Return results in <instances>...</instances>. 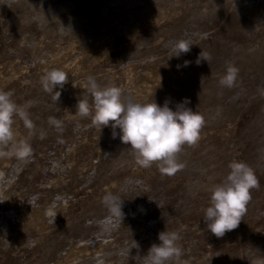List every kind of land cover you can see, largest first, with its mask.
Returning a JSON list of instances; mask_svg holds the SVG:
<instances>
[{
    "label": "rangeland",
    "instance_id": "374dc122",
    "mask_svg": "<svg viewBox=\"0 0 264 264\" xmlns=\"http://www.w3.org/2000/svg\"><path fill=\"white\" fill-rule=\"evenodd\" d=\"M179 40L191 51L170 57ZM229 66L232 87L220 84ZM51 69L69 76L56 103L41 83ZM89 76L138 102L175 109L187 98L205 123L179 153L185 167H142L118 128L114 138L80 117ZM0 90L30 102L34 125L14 117L30 157L0 156V264H145L159 233L174 230L184 264L264 256V0H0ZM234 161L259 185L238 227L217 237L204 212ZM109 193L122 199V220Z\"/></svg>",
    "mask_w": 264,
    "mask_h": 264
},
{
    "label": "clouds",
    "instance_id": "9594fccd",
    "mask_svg": "<svg viewBox=\"0 0 264 264\" xmlns=\"http://www.w3.org/2000/svg\"><path fill=\"white\" fill-rule=\"evenodd\" d=\"M190 41L179 40L172 45L170 57L179 58L181 54L191 51ZM169 57V58H170ZM200 59L207 61V56L200 53ZM185 61L184 66L188 65ZM211 69V68H210ZM238 69L229 66L220 84L226 87L234 85ZM69 76L62 69H51L42 77L45 92L53 94L58 102ZM85 87L89 97L77 102L78 114L82 118H91V123L100 130L110 126L113 137L119 129L120 140L133 150L137 163L145 168L158 164L160 171L174 175L185 167L179 160V153L185 145H195L200 139V130L204 126L202 114L187 107V98L179 102L175 109L169 107L166 100L162 105L154 99L151 102H138L126 98L124 90L117 85L101 86L89 76ZM11 91L0 90V156L15 155L24 160L31 156L32 148L27 140H17L14 131V117L19 116L30 130L34 127L28 118L27 108L30 102L21 106L12 99ZM58 124L55 119L50 121ZM11 145L12 151L2 149ZM229 172L224 180L210 190V206L205 209L204 217L207 228L217 237L238 227L246 212V205L251 199V190L259 185L253 169L243 161H234L229 165ZM3 199H0L2 202ZM104 203L111 214L122 220V199L111 193L104 197ZM181 231H162L158 235L159 244H153L145 259V264H184V250L179 244ZM253 264H264V256Z\"/></svg>",
    "mask_w": 264,
    "mask_h": 264
},
{
    "label": "flooded vegetation",
    "instance_id": "af4514ba",
    "mask_svg": "<svg viewBox=\"0 0 264 264\" xmlns=\"http://www.w3.org/2000/svg\"><path fill=\"white\" fill-rule=\"evenodd\" d=\"M262 166H264V165H262Z\"/></svg>",
    "mask_w": 264,
    "mask_h": 264
}]
</instances>
